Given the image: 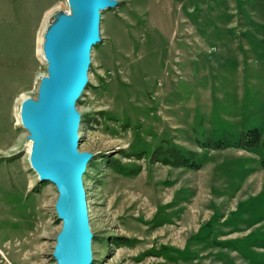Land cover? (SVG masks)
<instances>
[{
	"label": "rangeland",
	"instance_id": "obj_1",
	"mask_svg": "<svg viewBox=\"0 0 264 264\" xmlns=\"http://www.w3.org/2000/svg\"><path fill=\"white\" fill-rule=\"evenodd\" d=\"M23 1L1 9L0 264H56L57 191L17 115L69 7ZM100 38L76 102L91 264H264V148L236 146L252 128L264 140V0H126L101 11Z\"/></svg>",
	"mask_w": 264,
	"mask_h": 264
},
{
	"label": "water",
	"instance_id": "obj_2",
	"mask_svg": "<svg viewBox=\"0 0 264 264\" xmlns=\"http://www.w3.org/2000/svg\"><path fill=\"white\" fill-rule=\"evenodd\" d=\"M70 12L52 15L43 34L42 75L36 97L20 104L21 126L31 141L29 165L38 181L54 184L61 228L52 256L56 264H91L92 232L82 175L93 154L79 151L81 114L76 102L88 84L91 47L101 40V11L118 0H67Z\"/></svg>",
	"mask_w": 264,
	"mask_h": 264
},
{
	"label": "crops",
	"instance_id": "obj_3",
	"mask_svg": "<svg viewBox=\"0 0 264 264\" xmlns=\"http://www.w3.org/2000/svg\"><path fill=\"white\" fill-rule=\"evenodd\" d=\"M20 0H0V30L2 29V26L4 25L1 21L9 19V16L7 14H5L3 11H1V9H4V8H14V7H17L16 3H19V4H22L19 2ZM33 0H24L23 3H32ZM126 0H118V4L120 2H125ZM34 3H37V0H34ZM34 9L35 7H26V10H25V14H23V11H24V7H21V19L23 21V23H26L27 22V19H31L32 15H33V12H34ZM25 15V16H24ZM10 19L13 20L14 19V15L12 14L10 16ZM7 24V23H6ZM34 29H38V7H36V13H35V27L33 28ZM35 184V181H32L30 180L28 185L29 187L33 186Z\"/></svg>",
	"mask_w": 264,
	"mask_h": 264
},
{
	"label": "trees",
	"instance_id": "obj_4",
	"mask_svg": "<svg viewBox=\"0 0 264 264\" xmlns=\"http://www.w3.org/2000/svg\"><path fill=\"white\" fill-rule=\"evenodd\" d=\"M260 143L263 144V148H264V140H262L261 138V133L259 129L252 128L243 134L242 138L239 140L236 146L242 149H250ZM187 166L197 168L199 165L192 163V164H187ZM260 166L264 170V156H262L260 159ZM115 243H119V241L115 240Z\"/></svg>",
	"mask_w": 264,
	"mask_h": 264
},
{
	"label": "bare ground",
	"instance_id": "obj_5",
	"mask_svg": "<svg viewBox=\"0 0 264 264\" xmlns=\"http://www.w3.org/2000/svg\"><path fill=\"white\" fill-rule=\"evenodd\" d=\"M68 7H69V6H68ZM63 12L66 13V14H68V13L70 12V8H69L68 10H66V12L63 10ZM47 25H49V24L47 23ZM47 25H46V27H47ZM46 27H45V29H44L43 34L45 33V31H46V29H47ZM43 40H44V38H43ZM43 40H42V43H43ZM95 44H96V43H95ZM95 44H94V45H95ZM94 45H93V46H94ZM93 46L91 47V50H92ZM40 50H41V52L43 51V49H42V45H41ZM87 77H88V71H87ZM85 88H86V86H85ZM85 88H84V89H85ZM84 89H83V91H84ZM83 91H82V93H83ZM82 93H81V95H82ZM22 100H24V99H22ZM17 119H18V122L21 123V121H20V108H19V113H18V115H17ZM78 136H79V134H78ZM30 148H31V144H30ZM30 148H29V152H30ZM83 176H84V173H83L82 177H83ZM89 226H90V225H89ZM90 230H91V229H90Z\"/></svg>",
	"mask_w": 264,
	"mask_h": 264
},
{
	"label": "built area",
	"instance_id": "obj_6",
	"mask_svg": "<svg viewBox=\"0 0 264 264\" xmlns=\"http://www.w3.org/2000/svg\"><path fill=\"white\" fill-rule=\"evenodd\" d=\"M4 264H12V263L9 262V260L5 257V258H4Z\"/></svg>",
	"mask_w": 264,
	"mask_h": 264
}]
</instances>
